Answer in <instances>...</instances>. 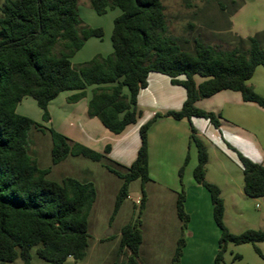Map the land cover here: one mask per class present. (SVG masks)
I'll return each instance as SVG.
<instances>
[{"label": "trees", "instance_id": "16d2710c", "mask_svg": "<svg viewBox=\"0 0 264 264\" xmlns=\"http://www.w3.org/2000/svg\"><path fill=\"white\" fill-rule=\"evenodd\" d=\"M80 0H5L0 16V264L18 259L31 264L33 249L51 264L69 259L84 260L89 248V216L97 199L92 182L72 177L61 181L47 178L50 169H41L29 154V132L43 130L41 124L17 113L25 98L35 100L43 121L50 122L49 104L60 94L74 92L69 103H77L91 91L88 116L98 119L112 134L120 135L141 117L138 96L148 85L151 73L170 78L186 91L180 110L157 113L140 128V148L129 167L107 161L104 166L123 180L114 205L113 217L129 197L133 181L141 182L138 218L121 229L120 248L128 252L122 264H141L143 243L142 215L146 203L145 186L149 173L148 135L162 117L177 121L200 118L220 128V116L197 107V102L222 91L239 92L243 100L264 108V97L247 82L257 67L264 68V43L256 37L249 47L221 49L198 38H175L170 30L164 0H87L99 16L118 9L111 35L112 52L96 55L75 66L72 58L91 38L101 39L103 30L83 23L78 11ZM191 7V0H184ZM221 4V0H208ZM235 3V2H233ZM196 77L203 79L198 84ZM52 139V163L69 156H83L103 162L104 153L96 152L56 131L46 128ZM190 142L198 153L193 171L196 184L211 196L213 217L220 230L219 250L214 264H222L228 246L252 244L256 252L264 242V229L230 232L224 222L225 202L221 189L206 180L209 156L207 147L191 124ZM238 157L244 178V194L264 199V166L228 145ZM105 153H110L107 147ZM189 155L179 171L182 178ZM186 192L182 184L177 193V215L182 234L171 264H181L186 246L185 232L189 215L185 210ZM239 257V256H237Z\"/></svg>", "mask_w": 264, "mask_h": 264}, {"label": "rangeland", "instance_id": "374dc122", "mask_svg": "<svg viewBox=\"0 0 264 264\" xmlns=\"http://www.w3.org/2000/svg\"><path fill=\"white\" fill-rule=\"evenodd\" d=\"M4 1L0 0V16ZM164 4L167 9L169 30L175 38H187L188 40L198 38L207 45L221 49H234L240 45L243 50H246L251 37H256L264 43V0H221V4L208 0H191V7L187 6L184 0H164ZM78 11L85 25L101 28L104 34L101 39L91 38L85 42L84 47L72 58V63L75 66L90 61L96 55L105 57L112 52L113 21L120 13L118 9H115L99 16L87 0L79 1ZM28 100H30L28 102H33V106H30L28 102L24 103L19 107L18 114L31 118L44 128L43 130L33 128L29 132V154L37 166L41 169H50L47 176L50 180L58 182L65 177H72L84 183L92 182L97 190V199L89 216L87 257L81 261L69 259L63 264H122L126 261L128 252L120 248V230L121 227L138 218L141 197L140 180L130 184L129 197L124 200L119 212L113 217L115 201L123 180L109 172L104 164L110 160L107 163L118 169L116 168L118 163L104 151L106 159L103 162H94L83 156H69L61 163L54 165L51 156L52 139L50 133L45 129H63L59 125V111H56V114L52 113L53 116L49 112L50 122L52 119L53 122L46 123L39 114L40 109L35 101L32 98ZM212 128L218 132L220 141L227 149H230L228 145L233 147L226 140L227 137L231 141L240 140L239 134L235 131L225 134L220 128ZM192 145L194 152L195 146ZM206 147L210 159L208 175L212 181L216 179L215 181L223 186L224 196L228 203V217L235 224L240 225L239 227L264 229V202L261 199H252L245 195L239 197L238 195V190L244 186L241 169L232 165V179L223 178L222 171L218 169V158L221 156L213 145H206ZM172 169L169 166L167 173L159 178H154L156 180L148 182L145 186L150 198L160 199L159 196L162 195L165 202L157 200V212L153 213L150 209L147 212L143 211L140 216L141 223L144 225L141 226L143 232V243L139 253L141 264H171L177 241L182 234V222L176 216L173 205L176 197L173 192L175 190L179 193L182 184L185 188L187 181L182 178L181 184V180L173 173ZM151 204L153 207L154 201H151L150 206ZM160 208H162V213L159 212ZM186 236L187 232H185ZM230 246L224 254L222 264H264V257L256 252L252 244ZM257 247L264 256V242L259 243ZM31 255V264H51L39 258L36 249L32 250ZM236 255H239L241 259L234 261ZM8 264H23V261L18 259Z\"/></svg>", "mask_w": 264, "mask_h": 264}, {"label": "crops", "instance_id": "0c3cea01", "mask_svg": "<svg viewBox=\"0 0 264 264\" xmlns=\"http://www.w3.org/2000/svg\"><path fill=\"white\" fill-rule=\"evenodd\" d=\"M118 15L120 13L116 17ZM196 82L200 84L203 79L196 77ZM247 84L264 97V68L261 66L257 67L253 77ZM73 94L74 92L62 93L50 102L49 112L53 116L56 111H59V125L63 128L55 130H59L58 132L71 140L99 153H103L107 147H110L108 156L125 167L131 166L137 157L141 144L140 128L157 113L180 110L186 100V91L183 87L173 85L170 78L166 75L151 73L148 77L147 87L141 90L138 96V106L142 112L141 117L137 123L128 126L123 133L115 135L110 133L96 118H89L90 90H87L86 98L77 103H69L68 98ZM28 99L25 98L20 103L17 113L19 107L30 101ZM33 101L35 100L33 99ZM28 103L33 106V102ZM196 105L202 110L220 116V129L223 133L231 134L235 131L239 134V141H231L228 137L226 140L243 155L264 166V108L255 103L244 101L239 92L229 90L219 92L210 98L202 99ZM39 114L41 117L43 116L41 110ZM51 122H53V119ZM191 124L197 130V134L203 142H206V145H213L221 156L218 158V169L222 171L223 178L232 179L233 166L242 171L237 154L222 144L218 132L212 128L214 126L209 121L200 118H193L191 121H177L172 118L162 117L152 125L148 135L149 173L151 181H154L156 180L154 178H159L164 173H167L170 166L173 168V173L180 179L179 171L189 155V163L186 166L183 178L187 181L185 187V210L190 219L186 230V246L181 264H214L219 250L220 230L214 221L213 205L209 192L194 181L193 171L198 163V153L196 147L193 152V145L190 142ZM208 163L206 178L208 182L217 185L221 189L225 202L224 222L230 232L241 234L249 229H260V227L242 228L231 221L227 213L228 203L224 196L223 186L215 181L216 179L212 181L209 178L210 159ZM173 193L176 196L173 205L178 217L176 209L178 191L174 190ZM238 195L239 197L245 195L243 188L238 190ZM245 197L247 196L245 195ZM159 198H150L147 194V203L144 211L147 212L151 209L153 213L157 212V200L163 201L162 203L165 202L162 195ZM261 200L263 201V199ZM151 201H154L153 207V204L150 206ZM159 212L162 213V208L159 209ZM142 226L144 225L142 224ZM230 245L232 247L237 246ZM230 247L229 249H231ZM237 256L239 255L234 257V261L241 259L240 256Z\"/></svg>", "mask_w": 264, "mask_h": 264}, {"label": "water", "instance_id": "95a60500", "mask_svg": "<svg viewBox=\"0 0 264 264\" xmlns=\"http://www.w3.org/2000/svg\"><path fill=\"white\" fill-rule=\"evenodd\" d=\"M263 202H264V199H263Z\"/></svg>", "mask_w": 264, "mask_h": 264}]
</instances>
